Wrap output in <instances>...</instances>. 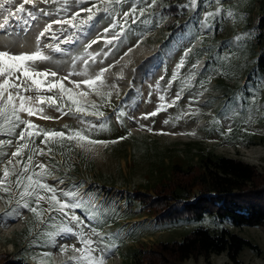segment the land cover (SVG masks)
<instances>
[{
    "label": "rangeland",
    "instance_id": "1",
    "mask_svg": "<svg viewBox=\"0 0 264 264\" xmlns=\"http://www.w3.org/2000/svg\"><path fill=\"white\" fill-rule=\"evenodd\" d=\"M21 3L24 0H15L10 10L14 11ZM91 3L92 0L84 5H72L70 2L67 5L69 11L65 12L63 0H48L47 3L44 0H31V3L24 4L25 12L19 14L23 17L21 21L3 12L0 14V24H3L6 16L9 24L0 28V50H4L6 45L14 54L31 53L39 46L45 54L53 57L51 63L41 62L39 69L57 70L59 66L61 75L68 73L72 56L87 58L89 53H99L95 64L89 61V71L94 76L100 69H107L103 77L104 91L111 95L102 109L105 113L102 120L94 116L86 118L97 124H106L105 129L96 132L92 138L109 143H85L82 146L73 142L58 145L72 149L71 162L61 156H52L63 165L61 167L48 157L36 159L52 170L55 179L50 177V184L57 183L59 179L64 180V184L60 185L64 188L84 184L79 190L92 198L97 206L93 211L97 212L98 219L89 221L87 211H75L106 234L107 244L114 245L105 264H136L137 254L142 250L153 249L161 242L179 241L200 226L208 227L213 232L220 231L223 226L213 217L202 223H161L158 217L132 202L136 190L143 186L151 187L164 174L151 175V165L146 161L143 149L133 154L134 138L147 142L148 146H153L152 149L166 152V161L172 164L166 174L171 172L174 164L185 167L198 164L200 154L208 152L241 160L264 172V77L254 73L255 61L262 53L256 36L263 0H220V3L211 5H207L205 0H197L195 9L191 6L180 7L189 4L190 0H156V4L150 8L146 4H137L138 7L147 8L144 15L140 16L137 12V22L133 24L129 17L128 24L121 29L122 12L132 6L130 2L123 6L115 5L111 17L98 12L87 23L83 21L89 14L81 12L74 23L82 25V31L73 27L70 30L66 24L59 25L66 29L65 36L53 39L51 31L56 29L54 20L70 18L73 12L81 7H90ZM96 3L100 4V0H96ZM147 3L150 4L151 0H147ZM100 6L103 7L102 4ZM217 8L224 10L222 16L228 10L233 11L234 18H217L218 22L211 29L203 27L200 21L205 14ZM41 9L51 15H44ZM29 11L35 15V19L28 15ZM113 20L119 21L115 28L110 27ZM49 24L51 30L39 37ZM105 28L110 30L105 33ZM237 36L241 37L239 41L235 39ZM67 37H72L74 43H62ZM106 40H112V43L108 44ZM48 44H59L61 48L70 49V53H55L46 47ZM189 49L191 51L185 57ZM182 58L185 64L179 70V79L169 87V80ZM77 64L82 66L79 61ZM193 65L196 67L193 68ZM65 85L74 87L67 81ZM181 88L182 98L174 106L158 111L162 103L172 104ZM160 96L164 97V101L159 99ZM190 97L195 98L191 107ZM86 100L101 103L94 90ZM152 112L158 114L144 118ZM185 112L189 115L177 119ZM45 114L61 117L53 108H46ZM24 118H27L26 115ZM30 119L46 129L63 130L65 125L80 127L79 122L70 115L50 120L35 116ZM9 138L0 136V139ZM11 139L13 145L3 148L8 156L15 151L16 141L15 138ZM36 144L47 150L45 145L40 144L39 138ZM26 156L27 150L25 159ZM81 160L83 166L76 174L73 165L80 164ZM6 163L7 157L0 163V174ZM66 165H71L70 174ZM9 168L11 170V166ZM16 172H19V167ZM9 179L14 181L15 176ZM106 180L115 183V186L106 184ZM18 199L14 185L7 193L0 187V255L25 257L29 264H72L68 257L73 255V246H81L78 240L71 235L50 238L48 234L57 233L64 226L75 227V224L53 213L56 219L46 226L29 210L18 207ZM41 207L47 208L48 205L41 202ZM44 219H48L47 214ZM225 226L258 244L262 250L260 255L245 250L240 264H264V228H237L229 223ZM60 245H67V251L62 253ZM42 253L50 255L42 256ZM99 254V251L95 253ZM186 264L235 263L223 254L212 256L210 261L200 258Z\"/></svg>",
    "mask_w": 264,
    "mask_h": 264
},
{
    "label": "snow or ice",
    "instance_id": "2",
    "mask_svg": "<svg viewBox=\"0 0 264 264\" xmlns=\"http://www.w3.org/2000/svg\"><path fill=\"white\" fill-rule=\"evenodd\" d=\"M44 2L47 3L48 0H44ZM70 2L72 5H84L88 0H63V4L65 5L63 11H69L67 5ZM130 2L132 6L127 11L122 12L121 19L123 23L120 25L121 29L128 24L129 17H131L133 24L137 22V12H139L140 16L144 15L147 8L138 7L137 4H146L148 8L156 4V0H151L150 4L147 3V0H100V4H97L96 0H92L90 7H81L79 11L73 12L70 18L56 19L53 23L58 25L66 24L69 27L79 28L82 31V25L74 23L80 18L81 12L89 14L86 20L83 21V23H87L92 21L98 12H104L111 17L115 5L123 6ZM14 3L15 0H0V14L8 12L9 16L13 17L16 21H21L23 17L19 14L25 12L24 4L31 3V0H24V3H21L14 11H11V6ZM205 3L207 5L218 4L220 0H205ZM101 4L103 7L100 6ZM189 6L195 9L197 0H190L189 4L181 5L180 7L188 8ZM40 11L44 15H51L50 12L43 9ZM223 12L222 8L207 12L204 19L200 21L201 25L207 29H211L214 23L218 22L217 18H234L235 16V13L231 10H228L224 16H222ZM28 15L32 19L36 18L31 11L28 12ZM23 22L27 23L26 20ZM117 23L119 21L113 20L110 27L115 28ZM8 24L9 19L6 16L3 24H0V28H5ZM50 30L51 24L48 25L44 32L39 34V37H43L45 32ZM109 30L110 28H105L104 32L107 33ZM63 31H66V29H62ZM53 39L58 40L59 37L53 33ZM235 39L239 41L241 37L237 36ZM62 43L72 44L74 40L72 37H67ZM92 43H97V41H93ZM106 43L111 44L112 40H106ZM46 47L55 53H70V49L61 48L59 44H48ZM190 51L191 49L185 52V57ZM97 56H99V53L95 55L89 53L87 58L80 55L72 56L69 62L68 73L61 75L59 66L57 70L39 69L41 62L51 63L53 60V57L45 54L39 46L36 51L31 53L14 54L6 45L4 50H0V136L15 138L16 141L15 151L11 152V155L8 156V153L3 151V148L4 146H12L13 139H0V163H3L4 158L7 157V163L3 168L2 174H0V187L7 193L11 191L14 185L19 195L16 205L29 210L46 226L56 219V216L52 215L53 213L65 218L68 223L75 224V227L64 226L57 233L48 234L50 238L57 235H71L78 240L81 246H73V255L68 257V260L72 264H105L106 258L114 245L107 244L105 242L106 234L97 226L86 222L75 211L77 209L87 211V219L89 221L98 219L97 212L93 211L97 206L89 194L81 193L79 190L80 185H70L67 188L60 187V185L64 184L63 179H59L55 184H50L48 179L50 177L55 179L52 170L48 165L36 158L48 157L52 159V145L63 146L65 143L71 144L73 142L80 143L82 146L85 143L88 145H104L109 143L108 141L92 138L96 132L105 129L106 124L104 122L97 124L86 118L94 116L97 120H102L105 116L102 109L109 102L108 98L111 95L110 92L105 93L104 91L105 82L103 77L107 69H100L94 76L90 74L89 69L91 65L89 61H91V64H95ZM78 61L82 66H78ZM184 64L185 59L182 58L169 80V87H171L173 81L179 79V70L184 67ZM195 67L196 65H193V68ZM73 77L83 78L77 80L72 79ZM65 81L74 87H67ZM82 86H84L83 90H81ZM156 87L159 88V85ZM93 90L101 98V103L98 104L86 100V97ZM182 91L183 88L176 93L172 104L165 105L162 103L158 111L174 106L182 98ZM159 99L164 101L163 96H160ZM194 99V97H190L189 107H191ZM253 100H255V97H253ZM46 108H53L61 114V117L47 116L45 114ZM157 114V112H152L146 114L144 118ZM25 115L27 118H24ZM65 115H70L76 119L80 127L73 128L65 125L63 130L46 129L30 119L34 116L44 120L59 119ZM184 115H189V113L185 112L177 119L183 118ZM165 123H168V121H165ZM149 130L151 131V129ZM228 130L230 132L231 128L229 127ZM38 138L40 139V144L45 145L47 150L36 144ZM25 150H27L26 159ZM9 166H11V170ZM17 167H19V172H16ZM11 176H15L14 181L9 179ZM41 202L46 203L48 207H41ZM11 211H14V209ZM45 214H47V220L44 219ZM85 228L88 229L87 232H85ZM67 247V245H60V251L62 253L66 252ZM98 251L100 254L95 255ZM41 255L48 256L50 254L42 253Z\"/></svg>",
    "mask_w": 264,
    "mask_h": 264
},
{
    "label": "trees",
    "instance_id": "3",
    "mask_svg": "<svg viewBox=\"0 0 264 264\" xmlns=\"http://www.w3.org/2000/svg\"><path fill=\"white\" fill-rule=\"evenodd\" d=\"M257 28L256 42L262 53L255 61L254 73L264 77V0ZM133 142V154L143 149L146 161L151 165V175L164 174L151 187L143 186L136 190L132 202L158 217L161 223H202L213 217L223 226L218 232L200 226L179 241L161 242L153 249L142 250L137 254L136 264H186L192 259L204 258L210 261L212 256L223 254L233 263L240 264V257L247 249L262 254L258 244L225 225L229 223L237 228H264V172L241 160L208 152L200 154L198 164L187 167L174 164L171 172L166 174L172 164L166 161L168 157L165 151L152 149L153 146L137 138ZM52 147V156H61L71 162L70 146ZM52 161L59 167L63 166L54 158ZM73 166L78 174L83 160ZM66 168L70 174L71 165H66ZM105 183L115 186V183L108 180ZM0 264L29 263L25 257L0 255Z\"/></svg>",
    "mask_w": 264,
    "mask_h": 264
}]
</instances>
